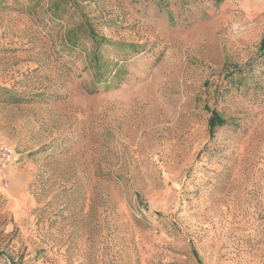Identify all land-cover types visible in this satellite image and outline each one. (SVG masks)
I'll return each instance as SVG.
<instances>
[{
  "label": "rangeland",
  "instance_id": "1",
  "mask_svg": "<svg viewBox=\"0 0 264 264\" xmlns=\"http://www.w3.org/2000/svg\"><path fill=\"white\" fill-rule=\"evenodd\" d=\"M0 146L1 255L264 264V0H0Z\"/></svg>",
  "mask_w": 264,
  "mask_h": 264
},
{
  "label": "crops",
  "instance_id": "2",
  "mask_svg": "<svg viewBox=\"0 0 264 264\" xmlns=\"http://www.w3.org/2000/svg\"><path fill=\"white\" fill-rule=\"evenodd\" d=\"M10 201L13 202L12 206L16 204V202L13 199L12 200L10 199ZM12 211L14 213V216L19 218L20 215L18 214V211L15 209H13ZM9 227L12 228V225H9ZM7 253L8 255L0 254V264H44L42 261H36V258L30 255L22 256L21 254H17L13 252H7Z\"/></svg>",
  "mask_w": 264,
  "mask_h": 264
},
{
  "label": "built area",
  "instance_id": "3",
  "mask_svg": "<svg viewBox=\"0 0 264 264\" xmlns=\"http://www.w3.org/2000/svg\"><path fill=\"white\" fill-rule=\"evenodd\" d=\"M19 155L18 153L7 146H0V168H5L6 166L10 164H14L18 162ZM2 183L4 184L6 179H1Z\"/></svg>",
  "mask_w": 264,
  "mask_h": 264
},
{
  "label": "trees",
  "instance_id": "4",
  "mask_svg": "<svg viewBox=\"0 0 264 264\" xmlns=\"http://www.w3.org/2000/svg\"><path fill=\"white\" fill-rule=\"evenodd\" d=\"M210 122H211V123H210V126H213V124H214V122H215L214 119H213V117L210 119ZM219 122H221V121L219 120Z\"/></svg>",
  "mask_w": 264,
  "mask_h": 264
}]
</instances>
